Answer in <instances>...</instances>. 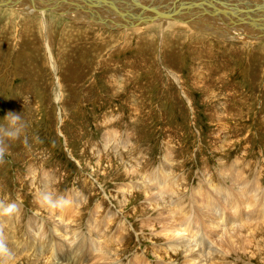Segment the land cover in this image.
<instances>
[{
    "label": "rangeland",
    "instance_id": "374dc122",
    "mask_svg": "<svg viewBox=\"0 0 264 264\" xmlns=\"http://www.w3.org/2000/svg\"><path fill=\"white\" fill-rule=\"evenodd\" d=\"M56 2L64 5L52 0L53 10L43 16L0 5V124L8 111L21 114L28 138L27 144L23 135L9 141L0 163V243L11 253L5 264H74L77 256L72 255L81 252L77 246L82 242L91 243L93 258L106 244L112 250L106 252L115 256L109 261L87 258L85 264H131L132 256L146 250L148 259L160 261L152 245L167 248L173 238L188 237L177 230L169 240L154 239L159 231L156 237L164 236L162 224L172 225L176 204L186 216L202 213L194 197L215 195L217 189L239 191L230 182L236 172L246 175L248 183L258 179L264 191V37L220 39L182 23L162 33L154 23L91 26L71 19V12L54 10ZM153 2L151 10L157 12L160 0ZM141 19L135 22L145 23ZM155 174L176 188L178 203L164 198V187L150 183ZM44 193L56 206L40 198ZM9 204L16 208L5 212ZM160 210H167L165 216ZM105 215L120 217L129 233L123 235L117 217L116 223H106ZM204 217L199 222L205 226ZM248 223L242 232H255V243L243 245L248 248L238 257L215 258L214 264H264V231L259 222ZM94 225L98 229L93 231ZM71 226L78 229L76 237L63 238ZM204 226L201 230L209 232ZM215 227L211 230L217 232ZM121 231L125 245L117 259ZM206 233L197 240L214 247V237ZM45 244L57 248L54 258L46 251L56 250ZM164 261L182 264L183 254L177 251Z\"/></svg>",
    "mask_w": 264,
    "mask_h": 264
},
{
    "label": "bare ground",
    "instance_id": "6f19581e",
    "mask_svg": "<svg viewBox=\"0 0 264 264\" xmlns=\"http://www.w3.org/2000/svg\"><path fill=\"white\" fill-rule=\"evenodd\" d=\"M60 1L64 5H61L60 3L56 2V5H54V10H57V12L61 11L65 15H68L71 12V14H72V16H70L71 19H74V21H76V22H77V20H80V21H82V23H84L86 25H91V26L94 24L99 25V26L100 25H104V26L105 25H109V26H112V25L113 26H120V25L122 26V25H124V26H131L132 28H136V27L143 26V24H146V25H149V27H152L150 25L152 23H154L156 25H153V27L156 29L157 25H158L160 33H162L164 31V29L166 27L171 26L172 23H179V24L182 23L183 26L186 25V26H189L191 28H197L198 27V30H205V32L212 34L215 37L220 38V39L231 40V39H234L235 37L237 38L238 36H234V34L243 35V37L245 39H249V40L250 39L255 40L256 38L262 39L264 37V0H173V1L168 0V3L164 2V4L160 0V2H159L160 4L157 6V8H159V10L157 12H155L154 10H151L152 9L151 7L153 5H155L153 2L154 0H90V1L89 0H85V1L84 0H60ZM169 1H171V2L169 3ZM43 4H44V7H42ZM50 4H53L52 0H7V1L0 0V5H2L3 7L12 8L20 14H23V13L24 14L25 13L26 14L27 13L33 14V13H35V14H40L41 16H43L47 13V11H45V10H53L50 7ZM36 8H38V9L36 10ZM144 9H145V11H143ZM149 10H151V12H149ZM136 17L142 18L141 20L144 19L143 22H145V23L140 24V23L135 22ZM125 22H127V23H125ZM140 22H142V21H140ZM172 26L176 27L174 25H172ZM146 27H148V26H146ZM169 28L171 29V27H169ZM173 77H174V79H176L178 81V78L175 75ZM108 136H109V133H108ZM106 137H107V135H106ZM118 144H120V141H118ZM132 173H133V171H132ZM149 181L152 184L155 183L156 189H159V188L161 189L164 187L163 188L164 198H166V199L173 198L175 200V203L179 202L180 197L177 193L176 188L173 187L170 183H168L166 181V179L161 178L160 176L155 174V176L152 175V177L150 178ZM203 181H206V180L203 179ZM206 182L204 183L205 185H206ZM208 182H210V179L208 180ZM211 182L213 183V181H211ZM230 182H231V185H235V183L237 185H239L240 190L239 191L237 190V192L229 191L228 189H226L224 187L225 185L223 186V183H222V186L225 189H217V191H215V195L204 194L205 196L203 197L202 196L203 193H202V194H200L202 199L199 201H197V197L199 198L200 195H197L196 197H194L196 199V202H195L196 207L195 208L198 211L202 210L203 211L202 213L201 212L200 213L193 212V213H189V215L186 216L185 211L179 206V204H176L174 207L178 206L179 210L176 211V213L174 215V220L177 221V223L173 220V222L169 221V223L172 222V223H170V224H172L170 226H165L162 224L163 231H165L164 236L156 237L159 233L161 234V231H159V233L157 235H155V237L153 235L152 236L157 241H160L163 238L166 240V238L169 237V234L174 233L173 231L179 232L177 230H183V231H186L188 233L187 239L181 238V239L177 240V238H176L177 241H175V239L173 238L174 236H173L172 238L174 241L171 240L172 243H170V246L167 244L169 246L167 248H165V247L159 248V246L156 247L155 245H152L151 246L152 254H153V256L155 255V257L159 258L160 261L154 260L152 262L151 259H148L149 257L146 256L145 254L149 255L150 253L146 252V251H148V250H146L145 252L144 251L139 252L137 255L135 254L136 256H132V260L134 262L131 264H162V261H163V263L165 262L164 261L165 256H168L171 258L172 256L176 255L177 251H181V253L183 254L182 264H207L206 262H209V264H212V263L214 264L215 258L217 259V258L221 257V259H222V257H223L222 255H226L227 253H233V254H235V256L238 257L237 252L241 251V249L244 251V250H246L245 248H248V247H244L243 245L254 244L255 240L253 238H255V235H253V234L255 232H253V231H252L253 233L252 232H246L247 230L245 232H242V229H243L242 226L244 223H248V221L259 222L258 224H259L260 229H262V231H264V191H262V189H261L262 186L259 184L261 182H258V179H256L255 181H253L254 183H248V179H247L246 175H241L237 172H236V174H234L231 177ZM212 183H210L211 186H212ZM237 185H236V187H237ZM131 186H133V185L131 184ZM230 187H232V186H230ZM216 188L217 187H215V189ZM181 189H182V186H181ZM199 189L201 190V188H199ZM202 189H203V187H202ZM183 190H185V189H183ZM212 191H210V193ZM145 192H148V191H145ZM179 192H183V191H179ZM260 192H261V195L259 194ZM191 193H190V195L192 196ZM143 194H145V193H143ZM217 195H218V198H217ZM148 198H150V197H148ZM166 199H164V200H166ZM189 199H192V198H189ZM82 200H84V199H82ZM218 200L221 202V204H219ZM169 201H171V200H169ZM181 201H184V200H181ZM128 202H130L129 199L127 201H125L123 205H126ZM223 203H224V205H223ZM169 204H171V203L169 202ZM68 205L69 204L67 203V206ZM152 205H153V203H152ZM98 207H100V206H98ZM167 207L168 208H166V209L172 215L171 210H172L173 206L169 205ZM155 208L156 207H154V209ZM161 208H163V207H161ZM47 209H49V208H47ZM70 209H68V210L70 211ZM78 210H76V211H78ZM146 210H148V209H146ZM151 210H153V209H151ZM167 210H165V211H167ZM155 211H156V214H158L157 208ZM165 211L160 210V212H162L163 215H164ZM226 211H228V212H226ZM65 213H66V211H65ZM165 213H167V212H165ZM75 214H77V213L75 212ZM95 214H96V211H95ZM98 214H99V210H98ZM145 214H146V211H145L144 215ZM216 214H217V216L215 217ZM68 215H70V214L68 213ZM92 215H94V214H92ZM232 215H234V216H232ZM182 216L185 217L184 222H183ZM203 216L207 217L206 219L204 217L205 221L203 220L205 222L204 223L205 226L199 222L200 221L199 217L202 218ZM105 217H106V215L104 216V218ZM108 217H106V218H108ZM116 217H117L116 215L111 216L110 218L107 219L106 223L112 222V221L116 223V219L118 218V217L117 218ZM160 217H161V215H160ZM101 218H102V216H101ZM169 218H170V215L167 218V220ZM68 219H70V218H68ZM102 220H103V218H102ZM65 221H69V220H65ZM75 221H77V219ZM152 221L155 222V220H152ZM156 221H157V219H156ZM174 222L176 223V225L173 224ZM63 223H61V224H63ZM68 223H70V222H68ZM68 223H67V225H68ZM96 223L99 224L101 222H96ZM117 223L121 224L122 229L125 231L124 234L121 231V234L117 237V240H116V242L119 243V246L117 247L118 252L116 254V258L118 259L117 256H121L119 254L120 253L119 251H120L121 247L123 248L125 245V243L123 244V238H124L123 235H125V234L127 235L129 232H128V225L126 226V222H124L122 219H120V217L118 218ZM229 224L232 225L231 228H229V229L224 228V226L229 225ZM250 224L252 225V223H250ZM250 224L248 223V225H250ZM110 225H111V223H110ZM201 226H204L205 229H209L208 230L209 232H207V231H206L207 233L205 232L206 236L208 235V236L214 237V239L210 237L211 244H213L214 247L211 246L210 243L201 244L197 240V239H201L205 234L201 230ZM214 226H216L215 229H218V227H219V230H217V232H215V230L214 231L211 230ZM141 227H146V226H141ZM91 228L90 229L93 230L95 228V225L91 226ZM104 228H106V231H109L107 224H104ZM104 228H103V230H104ZM52 229H53V227H52ZM65 229H66L65 233H62L65 235V236L63 235V238L68 236L67 239L70 240V239H73L74 237H76V234H77L76 232L78 230L76 227H72L70 230L67 228H65ZM95 229H98V228H95ZM116 229H117V227H116ZM118 229H120V228H118ZM118 229H117V231H119ZM205 229H204V231H205ZM58 230H59L58 227H55L54 231L56 232ZM148 230H150V229H148ZM251 230H254V229H251ZM61 231H63V230L60 229V232ZM88 231H89V229H88ZM99 233H98V235H99ZM182 233L184 234V232H182ZM91 234H92V232H91ZM105 234H106V232H105ZM175 234L178 235L177 233H174V235ZM214 234H216L217 238H215ZM260 235L262 236V234H260ZM55 237H57V235H55ZM101 237H102V235H101ZM100 238H99V240H100ZM251 238L253 239V241L250 240ZM170 239H171V237H170ZM168 240H169V238H168ZM45 245L48 248H50V247L54 248L53 245H50V244H45ZM106 245L104 247L105 250L103 248L102 253L97 255V257L99 258L98 260H102V259H104L106 261L112 260V256H114L113 255L114 252L111 254L112 256L109 255L106 251L112 252V250L110 249L111 247L109 248ZM64 248H66V247H64ZM14 249H16V248H14ZM77 249L81 250V252L79 254H76L74 252V250H72V253H75L74 255H72V257L75 258L77 256V260H76L77 262L73 261L74 264L75 263L85 264L86 261L97 258V257H94V258L92 257L93 254L91 252L93 250H92L91 243L82 242L77 246ZM112 249L115 250V248H112ZM53 250H56V251L51 252L47 249L46 252H47V254H49L48 257L54 258L55 253L57 252V248H54ZM200 250H201V252H200ZM34 253L38 254V252H36V251L31 253V254H34ZM249 253H250V256H252V257L256 255V253L253 254V252H249ZM39 255H37V256H39ZM69 256H70V254H69ZM63 257H64V255H63ZM87 258H90V259L86 260ZM66 259H68L67 256H66ZM14 260L15 259H13V261ZM70 260H73V259H71V257H70ZM40 261H41V259H40ZM98 262H100V261H98ZM102 262L103 261H101L100 263L95 262L93 264H101ZM221 262L222 263L218 262L217 264H228V263L224 262V260H222ZM47 263L49 264V262H47ZM168 263L170 264V261ZM66 264H68V263H66ZM115 264H117V263H115ZM164 264H166V263H164ZM172 264H173V262H172Z\"/></svg>",
    "mask_w": 264,
    "mask_h": 264
},
{
    "label": "clouds",
    "instance_id": "9594fccd",
    "mask_svg": "<svg viewBox=\"0 0 264 264\" xmlns=\"http://www.w3.org/2000/svg\"><path fill=\"white\" fill-rule=\"evenodd\" d=\"M3 120L4 124H0V163H3L4 157L8 152L9 141L19 140L23 135V143L27 144L28 142L27 136L24 135L27 125L21 114L8 111ZM40 198L49 205L55 206V201L47 193L42 194ZM15 208L16 205L9 204L4 211L11 212ZM5 256H11V253L6 244L0 243V264H5Z\"/></svg>",
    "mask_w": 264,
    "mask_h": 264
}]
</instances>
